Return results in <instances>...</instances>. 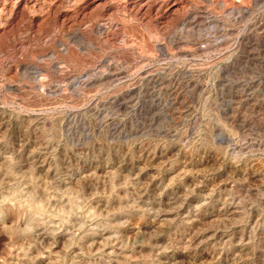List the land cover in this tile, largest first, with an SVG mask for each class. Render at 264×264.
I'll list each match as a JSON object with an SVG mask.
<instances>
[{"label":"rangeland","instance_id":"1","mask_svg":"<svg viewBox=\"0 0 264 264\" xmlns=\"http://www.w3.org/2000/svg\"><path fill=\"white\" fill-rule=\"evenodd\" d=\"M132 2L0 0V264H264V0Z\"/></svg>","mask_w":264,"mask_h":264},{"label":"bare ground","instance_id":"2","mask_svg":"<svg viewBox=\"0 0 264 264\" xmlns=\"http://www.w3.org/2000/svg\"><path fill=\"white\" fill-rule=\"evenodd\" d=\"M100 1H102V0H100ZM103 1H105V0H103ZM189 1L190 0H133L131 9H132V12L134 13V15H136V16H140V17L142 16V17L146 18V17H151V16L155 15V17L159 18V20L165 21V20L169 19L170 17L173 18L172 16L177 15L178 13L185 12L190 5ZM106 11L108 12L109 9ZM73 17L68 13H64V14L60 15V18H61L62 23L64 25L69 24L70 21L73 19ZM76 18H78V15L74 19H76ZM166 23H168V22H166ZM223 215H225V214H223ZM190 248H192V247H190Z\"/></svg>","mask_w":264,"mask_h":264}]
</instances>
